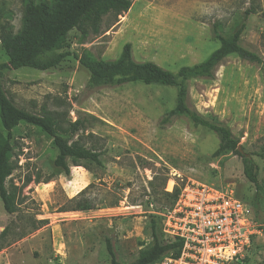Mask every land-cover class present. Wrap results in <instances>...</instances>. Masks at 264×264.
I'll use <instances>...</instances> for the list:
<instances>
[{
  "label": "rangeland",
  "instance_id": "rangeland-1",
  "mask_svg": "<svg viewBox=\"0 0 264 264\" xmlns=\"http://www.w3.org/2000/svg\"><path fill=\"white\" fill-rule=\"evenodd\" d=\"M25 2L0 0V22L18 31ZM242 22L240 44L264 60V0H132L117 22L104 16L98 33L72 30L55 52L64 54L58 67L5 70L4 90L17 106L36 114L56 111L65 125L82 120L80 142L96 149L100 162L69 158L65 174L53 164L51 137L24 122L13 129L6 186L16 194V209L7 213L0 200V264H110L106 238L120 262L133 261L151 243V226H162L174 201L170 192L189 181L229 186L252 208L260 233L231 264H264L263 67L229 55L212 79L187 82L188 106L227 126L256 164V188L239 155H213L214 132L183 115L162 121L176 104L175 87L90 85L78 59L88 52L112 60L130 43L136 61L176 71L218 47L214 28L229 35ZM6 59L0 45V62ZM78 203L91 208L74 210Z\"/></svg>",
  "mask_w": 264,
  "mask_h": 264
},
{
  "label": "trees",
  "instance_id": "trees-1",
  "mask_svg": "<svg viewBox=\"0 0 264 264\" xmlns=\"http://www.w3.org/2000/svg\"><path fill=\"white\" fill-rule=\"evenodd\" d=\"M131 5L132 0H53L51 3L47 0H26L18 31H14L8 22H0V45L7 55L6 61L0 62V200L7 213L12 214L16 209V194L7 188L6 180L13 171V129L21 122L39 127L52 138L57 150L53 164L65 174L70 173L69 158L99 163L100 153L80 142L78 131L83 127V122L79 118L75 122L68 121L65 125L61 114L56 111L36 114L17 106L4 90L3 72L21 67L38 70L58 67L64 54L54 57L55 52L72 30L85 32L90 28L98 33L104 16L112 14L117 22L118 16L127 12ZM245 27V22H242L229 35H222L214 28L218 47L202 61L180 66L176 71L161 67L150 60L136 61L130 43H125L119 56L112 60L95 58L88 52H84L78 59L88 72L90 85L115 86L138 82L175 87L176 104L166 112L162 121L167 122L174 116L183 115L194 126H202L214 132L219 143L213 155L219 156L227 151L239 155L242 158L244 176L259 188L257 166L252 159L238 151L239 138L215 116H204L187 104V82L197 78L212 79L216 66L229 55L260 64L264 69V60L240 44ZM74 136H78L76 140L73 139ZM170 193L174 200L172 207L178 197L179 188ZM90 208L86 203H78L74 210ZM105 240L110 264H154L164 256H178L182 245L179 239L166 237L162 226L158 229L156 225H152L151 243L142 248L133 261L122 263L116 256L111 240Z\"/></svg>",
  "mask_w": 264,
  "mask_h": 264
},
{
  "label": "built area",
  "instance_id": "built-area-1",
  "mask_svg": "<svg viewBox=\"0 0 264 264\" xmlns=\"http://www.w3.org/2000/svg\"><path fill=\"white\" fill-rule=\"evenodd\" d=\"M166 237L182 242L178 256L154 264H231L260 233L252 208L229 186L189 181L163 214Z\"/></svg>",
  "mask_w": 264,
  "mask_h": 264
},
{
  "label": "water",
  "instance_id": "water-1",
  "mask_svg": "<svg viewBox=\"0 0 264 264\" xmlns=\"http://www.w3.org/2000/svg\"><path fill=\"white\" fill-rule=\"evenodd\" d=\"M237 149H238V151H239L241 154H243L244 156H247V154H245L244 151L241 149V146H240V145H238Z\"/></svg>",
  "mask_w": 264,
  "mask_h": 264
}]
</instances>
